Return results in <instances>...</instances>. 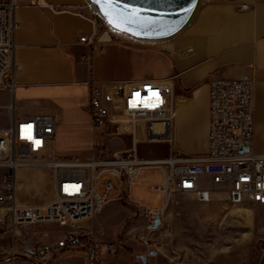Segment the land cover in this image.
<instances>
[{
  "label": "crops",
  "instance_id": "1",
  "mask_svg": "<svg viewBox=\"0 0 264 264\" xmlns=\"http://www.w3.org/2000/svg\"><path fill=\"white\" fill-rule=\"evenodd\" d=\"M244 5L247 8H243ZM91 12L85 0L16 1L13 58L21 70L15 77L12 90L0 89V108L5 111L0 128L10 126L14 120L51 114L56 123L53 150L58 146L62 152L80 151L93 155L94 142L105 131L92 124L90 88L92 82L107 81L96 79L93 61L104 46L94 49L79 40L94 32ZM165 44L168 58L163 61L147 49L150 46L132 43L124 47L134 55L147 57L154 54L159 62L170 63L166 77L147 80L175 77L172 129L175 148L184 154L205 153L210 126L211 80L241 79L250 75L255 81L254 149L264 154V0H206L192 25ZM87 57H90L88 61ZM115 80L147 81L119 76L108 81ZM116 140L121 145L113 154H122L132 148L130 139ZM185 140L190 144L179 146L180 141ZM147 144H166L168 152L154 157L141 144L137 151L142 159H164L170 155L171 146L166 142ZM66 157L79 161L72 155ZM133 183L130 186L119 183L117 192L111 196L97 221L98 231L107 229L118 218L119 211L129 210L124 212L126 229L122 239L118 238L115 253L92 254L89 244L76 239L60 254L46 257L42 264H137L139 259L143 262V257L146 262L149 260L154 264L151 258L156 259L157 256H153L156 253L131 237L143 235L149 229L146 214L149 210L165 208L149 197L151 193L162 194V186L150 184L149 189L150 181L140 176ZM135 185L140 192L134 194L130 187ZM59 227L31 225L29 231L33 234L29 242L56 243L63 237L53 242L46 239L53 229ZM61 228L67 232L68 227ZM83 249L91 251L89 259L77 253Z\"/></svg>",
  "mask_w": 264,
  "mask_h": 264
},
{
  "label": "built area",
  "instance_id": "2",
  "mask_svg": "<svg viewBox=\"0 0 264 264\" xmlns=\"http://www.w3.org/2000/svg\"><path fill=\"white\" fill-rule=\"evenodd\" d=\"M17 0H0V89L12 90L21 67L15 63L13 13ZM243 8H247L244 5ZM94 32L83 36L81 43L95 47L116 36L104 21L90 13ZM107 35V37H105ZM118 36V35H117ZM90 57H87L88 61ZM175 77L147 81L92 82L90 114L95 128H102L112 138L131 140L125 153L107 157L99 143L98 153L83 162L53 158L44 164L54 171L55 195L44 205L19 204L16 196V171L26 159L42 160L53 150L56 123L51 114L14 120L0 128V224L8 230L31 225L57 224L70 229L56 243H44L28 249L33 264L58 255L74 243L79 223L99 214L119 188L130 186L145 167L161 168L164 185L160 188L167 206L174 196H190L209 203L224 194L232 205L246 203L264 206V154L254 149V78H215L210 82V126L207 150L203 154H184L175 148L173 102ZM158 91L157 107H131L133 93L148 97L147 88ZM155 98L147 103H155ZM33 126L34 141L22 138L24 125ZM166 142L170 155L164 159H142L141 144ZM243 148L248 151L242 152ZM209 182V185L205 184ZM149 223L163 214L153 209L147 213ZM140 239L147 245L145 237ZM109 250L114 245H107Z\"/></svg>",
  "mask_w": 264,
  "mask_h": 264
},
{
  "label": "rangeland",
  "instance_id": "3",
  "mask_svg": "<svg viewBox=\"0 0 264 264\" xmlns=\"http://www.w3.org/2000/svg\"><path fill=\"white\" fill-rule=\"evenodd\" d=\"M117 35L113 36L112 41L101 44L104 46L103 51L93 60L96 79L108 81L119 76L147 80L166 77L170 63L167 61L161 63L158 59L163 61L168 58L165 50L167 44H141L150 46L147 49L159 57L150 54V56L147 55V59L144 55L132 54L124 47L132 43H140ZM144 59L148 62L145 63ZM4 119L5 111L0 108V122H3ZM98 130L104 129L98 128ZM95 142L99 143L98 149L103 148L107 157L112 156V152L121 145L116 138L105 134L98 135ZM188 142L187 140L180 141L179 146L186 147V144H190ZM165 145L144 144L143 147L147 152H151L152 156L159 157L168 152ZM97 153L96 149L93 155L80 151L62 152L58 146H54V150L42 160L26 159L27 166L20 167L16 171L18 203L43 205L53 199L55 195L54 171L44 162L53 158H61V160L73 158L66 157V155H72L82 161L87 157L92 159ZM140 177L150 181L149 189L150 184L164 185V174L161 168L145 167L141 170ZM206 183L208 184L205 181ZM130 189L134 194L140 192L136 189V185L135 187L131 186ZM149 197L154 203L158 202V205L164 208L163 193H154V195L151 193ZM187 197L177 195L171 199L170 203L162 209L163 214L160 216L161 225L159 228L147 229L143 235L131 237L132 240H139L148 250L156 253L153 255L157 256L156 259L151 258L154 264H264V206L250 203L232 205L226 201L224 194L215 195L213 200L206 204L200 203L190 196V199H184ZM103 211L80 222L76 233V239L89 244V248L92 247V254L100 255L103 251L106 254L115 253L116 247L119 245L118 238L122 239L125 233L127 220L124 218H126L125 213L129 210L119 211L118 218L109 228L98 231L96 229L97 221ZM50 225L59 227L57 224ZM29 227H16L8 230L0 224V264H33L27 251L28 247L33 246L34 248L36 244L44 243L40 240L29 242V238L33 234L29 231ZM69 229L68 227L67 231ZM64 233L65 228L53 229L46 241H56L63 237ZM141 236L147 239L149 245L140 239ZM110 244L114 245L113 250L107 248V245ZM91 251L83 249L77 253L89 259L92 255ZM101 260L105 261L103 257ZM148 261L143 263L139 259L137 264H150Z\"/></svg>",
  "mask_w": 264,
  "mask_h": 264
},
{
  "label": "water",
  "instance_id": "4",
  "mask_svg": "<svg viewBox=\"0 0 264 264\" xmlns=\"http://www.w3.org/2000/svg\"><path fill=\"white\" fill-rule=\"evenodd\" d=\"M88 8L115 34L144 45H161L178 38L195 21L206 0H118V6L125 10L137 9L135 23L127 25L132 31L122 32L109 24L102 7L96 0H85ZM138 32L139 34H133ZM248 151L243 148L242 152ZM161 225L160 216L154 219L149 229H157ZM143 262L146 258L143 257Z\"/></svg>",
  "mask_w": 264,
  "mask_h": 264
},
{
  "label": "snow or ice",
  "instance_id": "5",
  "mask_svg": "<svg viewBox=\"0 0 264 264\" xmlns=\"http://www.w3.org/2000/svg\"><path fill=\"white\" fill-rule=\"evenodd\" d=\"M102 7L104 15L108 18V22L114 28L122 32L132 31L129 27H127L130 23H135L136 20L134 18L138 17L139 12L137 9H131L130 14L125 15V10L119 8L118 0H96ZM133 34L138 35V32H134ZM149 93L148 97L141 98L139 92L133 93V100L130 101V106L135 108L140 106L142 103L145 107H157L158 103L161 102L158 91H153L150 87L147 88ZM155 98V103H147L148 100ZM33 126L31 124L22 126L21 134L22 138H26L28 140L34 141L36 146H39L41 141L38 139L34 140L33 137Z\"/></svg>",
  "mask_w": 264,
  "mask_h": 264
},
{
  "label": "bare ground",
  "instance_id": "6",
  "mask_svg": "<svg viewBox=\"0 0 264 264\" xmlns=\"http://www.w3.org/2000/svg\"><path fill=\"white\" fill-rule=\"evenodd\" d=\"M105 37H107V35H106ZM173 109H174V108H173ZM174 110H175V109H174ZM23 166H27L26 163H25Z\"/></svg>",
  "mask_w": 264,
  "mask_h": 264
},
{
  "label": "trees",
  "instance_id": "7",
  "mask_svg": "<svg viewBox=\"0 0 264 264\" xmlns=\"http://www.w3.org/2000/svg\"><path fill=\"white\" fill-rule=\"evenodd\" d=\"M80 242H83V241H80Z\"/></svg>",
  "mask_w": 264,
  "mask_h": 264
}]
</instances>
